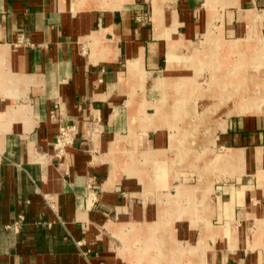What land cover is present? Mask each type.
<instances>
[{
    "label": "crops",
    "instance_id": "obj_1",
    "mask_svg": "<svg viewBox=\"0 0 264 264\" xmlns=\"http://www.w3.org/2000/svg\"><path fill=\"white\" fill-rule=\"evenodd\" d=\"M154 1L79 9L77 0H0V264H123L114 254L119 239L113 227L156 220L139 185L159 195L164 187L154 185L140 161L145 155L164 161L170 137L162 113L157 120L149 116L147 104L164 96L150 80L162 68L165 80L183 81L184 74L171 75L179 62L200 61L197 54H179L185 40L211 22L222 30L216 22H224V9L264 13V0L219 4L223 21L212 17L206 0H157L155 9ZM55 111L77 129L62 158L54 148L60 127ZM213 126L220 147L235 150L236 164L244 162L233 175L218 172L227 178L215 181L211 222L236 224L239 218L237 224L254 228L252 236L240 230V243L231 249L218 240L211 263L264 264V128L245 115L228 117L225 129ZM119 138L134 147L129 157L114 148ZM120 156L132 173L116 171L105 186ZM183 169L170 186L196 182ZM176 229L183 241L201 237L187 219ZM153 257L151 264H164L163 254ZM138 259L130 252L127 264Z\"/></svg>",
    "mask_w": 264,
    "mask_h": 264
},
{
    "label": "rangeland",
    "instance_id": "obj_2",
    "mask_svg": "<svg viewBox=\"0 0 264 264\" xmlns=\"http://www.w3.org/2000/svg\"><path fill=\"white\" fill-rule=\"evenodd\" d=\"M128 1L131 0H77V7L117 9ZM207 1L206 8L212 17L221 21L223 15L218 12L219 4L221 7L238 5L228 0ZM156 7H160L157 0L154 1V9ZM231 11L230 8L224 9V22H216L217 26L222 25V30L214 29L211 22L206 32L185 40V49L179 54L183 53L187 58L194 53L200 61L187 62L185 67L179 62L171 75L184 74L183 81L165 80L167 72L162 68L154 73L158 78L150 80V85L158 81L155 83L158 86L156 93L164 90V96H154L160 99L152 100L155 102L153 106L147 104V109H153L149 116L157 120L162 113L160 120L167 128L164 133L168 139L170 137V147L164 148V161L150 160L145 155L140 162L147 164L148 167L143 169L147 170L150 179L156 178L155 186L164 187V194L159 195V190L147 191L146 187L139 185V192H144L141 199L146 198L156 220L127 221L113 227L120 240L115 241L118 250L115 247L114 254L123 257V264L130 262V252L138 254L136 264H151L152 256L158 254L164 255V264H212L213 247L218 240H223L227 249H231L240 243L235 239L242 232L240 230L245 229L248 236L253 234L252 225L243 228L237 224L239 218L236 224L228 222L227 225H215L210 219L216 179L242 171L244 162L243 159L239 165L236 164L232 155L235 150L225 151L220 147L214 123H218L217 128L225 129L228 117L245 115L264 128V13L254 14L252 10L242 8L240 14ZM177 92L183 96H175ZM158 127L152 125L151 128ZM114 148H118L121 155L127 153L128 157L134 153L129 141L120 138L114 143ZM118 160L117 170L111 169L105 186L116 176V171L132 173L129 163L122 161L121 156ZM182 168L191 174L190 181L195 182L196 179V182L189 185L173 182L170 186V178L179 179ZM219 171L227 175H217ZM220 184L218 181L216 186ZM183 219L189 220L192 227L199 228L201 237L198 241L196 237L190 243L177 236L176 222ZM223 245L218 244L217 247ZM241 251L244 252L236 250L238 253Z\"/></svg>",
    "mask_w": 264,
    "mask_h": 264
},
{
    "label": "built area",
    "instance_id": "obj_3",
    "mask_svg": "<svg viewBox=\"0 0 264 264\" xmlns=\"http://www.w3.org/2000/svg\"><path fill=\"white\" fill-rule=\"evenodd\" d=\"M52 117L60 123L59 132L56 136V140L54 142L55 154L56 156L62 158L69 146L74 144L77 129L74 124L67 123L63 116H61L56 111L52 113ZM91 195H95L96 192L93 191ZM25 216L23 214L20 215V220L15 223V228H19V222L23 220Z\"/></svg>",
    "mask_w": 264,
    "mask_h": 264
},
{
    "label": "bare ground",
    "instance_id": "obj_4",
    "mask_svg": "<svg viewBox=\"0 0 264 264\" xmlns=\"http://www.w3.org/2000/svg\"><path fill=\"white\" fill-rule=\"evenodd\" d=\"M208 2L210 3V2H212V0H208ZM211 13V12H210ZM160 111V110H159ZM153 239V238H152ZM158 247V246H157ZM170 248V247H169ZM178 249V248H177ZM165 250V249H164ZM176 250V249H175ZM174 250V251H175ZM168 252V251H167ZM159 255V254H158ZM174 255V254H173ZM185 256V255H184ZM153 257V256H152ZM154 258V257H153Z\"/></svg>",
    "mask_w": 264,
    "mask_h": 264
}]
</instances>
